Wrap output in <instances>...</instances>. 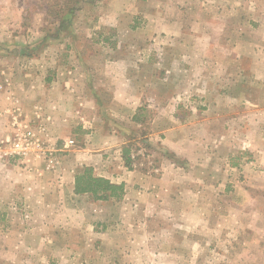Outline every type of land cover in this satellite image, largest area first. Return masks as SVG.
<instances>
[{"label": "rangeland", "instance_id": "obj_1", "mask_svg": "<svg viewBox=\"0 0 264 264\" xmlns=\"http://www.w3.org/2000/svg\"><path fill=\"white\" fill-rule=\"evenodd\" d=\"M68 7L73 16L61 28ZM88 39L102 40L96 54L144 61L147 85L164 89L174 115L158 128H180L171 139L177 152L148 142L150 127L133 118L122 129L136 156L114 169L132 183L122 199L69 187L65 203L55 190L46 204L0 198V264H264V0H0L4 82L28 71L25 61L46 40L65 50L72 41L85 54ZM72 138L76 146L59 153L49 182L81 145ZM84 166L98 175L79 165L73 180ZM129 169L150 175L127 177Z\"/></svg>", "mask_w": 264, "mask_h": 264}, {"label": "crops", "instance_id": "obj_2", "mask_svg": "<svg viewBox=\"0 0 264 264\" xmlns=\"http://www.w3.org/2000/svg\"><path fill=\"white\" fill-rule=\"evenodd\" d=\"M53 41L47 40L48 47L38 57L25 61L31 65L28 71L10 74L12 80L8 83L3 78L7 77L9 71L5 70L8 73L0 75V137L9 133L7 114L3 110L19 107L29 114L38 111L53 137L77 135L81 145L73 149V153L66 155L70 159L62 161L58 173L62 172L63 175L55 182L47 180L51 172L44 169L42 161L33 158L15 159L12 163L0 166V198L5 200L19 196L21 201L31 205L36 196L46 204L52 203L50 191L55 190L60 192L59 203H65L67 195L64 191L69 188L72 191L71 174L79 165L93 166L98 175L112 182L120 180L127 193L132 189V183H129L131 180L127 182L125 177L117 179V173H114L118 163L127 168L122 158L123 148L126 146L122 126L133 121V118L136 121L142 120L143 125L150 127L145 135L148 142L159 140L170 149L173 148V133L180 129L178 126L158 128L159 121H164L165 117L173 119L174 116L169 114L168 102L162 96L164 89L147 85V76L143 72L146 69L144 61L137 59L135 55L96 54L93 45L102 44V40L96 42L88 39L87 42L93 49L85 54L75 49L76 45L72 41L64 42L66 49L71 47L69 50L56 48L53 44L58 42L52 43ZM16 58L23 60L17 56ZM114 125L117 128H113ZM173 149L177 152V149ZM133 150H129L130 160L136 156ZM142 155H145L146 159H143L148 162L151 155ZM97 165L101 169L96 168ZM35 168L43 169V176H38ZM140 172L144 177L143 181H146L150 170L129 169L126 172L129 175L124 176L130 177V174ZM65 175L69 180L71 176L67 184L63 181ZM144 187L151 188L148 184ZM34 192L40 194L33 195Z\"/></svg>", "mask_w": 264, "mask_h": 264}, {"label": "built area", "instance_id": "obj_3", "mask_svg": "<svg viewBox=\"0 0 264 264\" xmlns=\"http://www.w3.org/2000/svg\"><path fill=\"white\" fill-rule=\"evenodd\" d=\"M8 83L7 80H5ZM10 134L0 138V162L7 158L42 161L44 169L51 171L58 163L59 153L76 146L72 137L60 139L59 144L51 134L38 111L29 114L19 107L6 108Z\"/></svg>", "mask_w": 264, "mask_h": 264}, {"label": "trees", "instance_id": "obj_4", "mask_svg": "<svg viewBox=\"0 0 264 264\" xmlns=\"http://www.w3.org/2000/svg\"><path fill=\"white\" fill-rule=\"evenodd\" d=\"M74 1L78 4L81 0ZM73 12L74 7L66 9L59 22L61 28H64L63 21L70 22ZM129 150V146H124L122 152V158L127 166H129L130 161ZM73 192L76 194H91L95 200H120L125 194V187L123 182L116 183L104 176L94 175L90 167L84 166L74 175Z\"/></svg>", "mask_w": 264, "mask_h": 264}]
</instances>
